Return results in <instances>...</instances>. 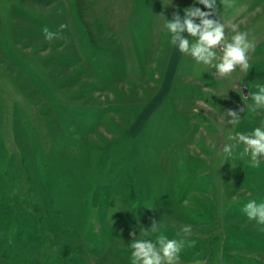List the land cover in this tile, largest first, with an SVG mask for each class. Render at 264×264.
I'll list each match as a JSON object with an SVG mask.
<instances>
[{"label": "rangeland", "instance_id": "rangeland-1", "mask_svg": "<svg viewBox=\"0 0 264 264\" xmlns=\"http://www.w3.org/2000/svg\"><path fill=\"white\" fill-rule=\"evenodd\" d=\"M123 2L0 0V264H132L153 220L191 225L180 264H264V157L219 152L264 128V0H216L254 44L228 78L170 44L174 0Z\"/></svg>", "mask_w": 264, "mask_h": 264}, {"label": "clouds", "instance_id": "clouds-1", "mask_svg": "<svg viewBox=\"0 0 264 264\" xmlns=\"http://www.w3.org/2000/svg\"><path fill=\"white\" fill-rule=\"evenodd\" d=\"M197 3L210 11L192 6L183 10V17L179 12H174L170 20L166 18L164 27L170 34V44L181 53L191 56L197 63L215 69L212 75L218 78H228L237 69L247 73L250 69L248 53L254 48V44L248 39V32L240 31L236 23L230 22L226 26L220 20L210 19L216 10V0H197ZM221 3L224 7H232V0H221ZM197 19L199 23L196 22ZM66 27L67 25H61L60 31ZM226 27L234 33L230 39L226 36ZM43 33L48 41L60 38L59 32H52L47 27L43 29ZM256 88L257 91L251 93L254 102L251 111L264 108V84H257ZM240 111L244 109L241 108ZM225 115L232 117L227 121L231 125L238 123L240 119L233 110H228ZM229 139L234 143L224 144L219 151L225 160L232 158L237 147L242 145L239 157L248 158L251 167H259L260 160L264 157V128L257 127L250 133L237 132ZM243 211L249 220L264 225V203L250 201ZM159 232L160 225L156 220L152 221L149 230L141 228L140 238L132 239L130 244L132 264H180V253L186 238L192 235L191 225H184L180 229L177 233L181 236L179 240L169 239L163 234L157 235L154 240L150 238ZM136 236L132 234V238ZM191 243L194 244L195 241Z\"/></svg>", "mask_w": 264, "mask_h": 264}, {"label": "crops", "instance_id": "crops-1", "mask_svg": "<svg viewBox=\"0 0 264 264\" xmlns=\"http://www.w3.org/2000/svg\"><path fill=\"white\" fill-rule=\"evenodd\" d=\"M125 2L127 3L129 2V6H125V8L127 7L126 9H130L131 5H134L135 3H137V0L136 2L135 0H125ZM125 2L123 3L125 4ZM192 6L199 7L202 11H205L206 9L204 5L197 3V0H174V6L171 9H185V8L192 7ZM257 7L255 6V8Z\"/></svg>", "mask_w": 264, "mask_h": 264}]
</instances>
